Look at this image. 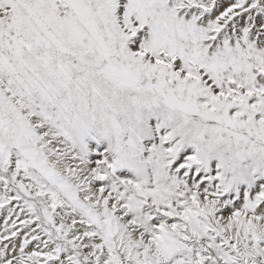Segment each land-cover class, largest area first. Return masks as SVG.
Returning <instances> with one entry per match:
<instances>
[{"label":"snow or ice","instance_id":"snow-or-ice-1","mask_svg":"<svg viewBox=\"0 0 264 264\" xmlns=\"http://www.w3.org/2000/svg\"><path fill=\"white\" fill-rule=\"evenodd\" d=\"M0 264H264V0H0Z\"/></svg>","mask_w":264,"mask_h":264}]
</instances>
